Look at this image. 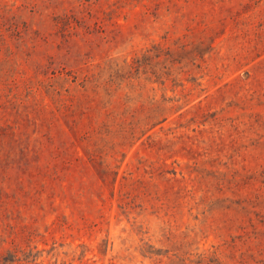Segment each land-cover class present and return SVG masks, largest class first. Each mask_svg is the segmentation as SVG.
I'll list each match as a JSON object with an SVG mask.
<instances>
[{"label": "rangeland", "instance_id": "374dc122", "mask_svg": "<svg viewBox=\"0 0 264 264\" xmlns=\"http://www.w3.org/2000/svg\"><path fill=\"white\" fill-rule=\"evenodd\" d=\"M0 264H264V0H0Z\"/></svg>", "mask_w": 264, "mask_h": 264}]
</instances>
